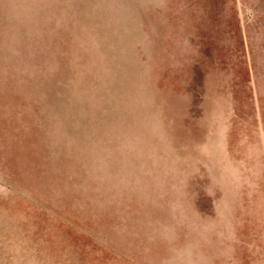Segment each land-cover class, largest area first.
<instances>
[{
    "label": "rangeland",
    "instance_id": "374dc122",
    "mask_svg": "<svg viewBox=\"0 0 264 264\" xmlns=\"http://www.w3.org/2000/svg\"><path fill=\"white\" fill-rule=\"evenodd\" d=\"M0 264H264V0H0Z\"/></svg>",
    "mask_w": 264,
    "mask_h": 264
}]
</instances>
